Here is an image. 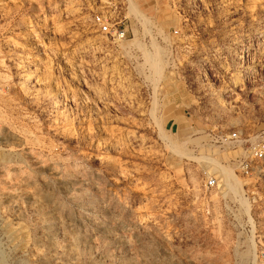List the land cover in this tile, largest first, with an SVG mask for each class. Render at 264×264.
Instances as JSON below:
<instances>
[{
	"label": "rangeland",
	"instance_id": "1",
	"mask_svg": "<svg viewBox=\"0 0 264 264\" xmlns=\"http://www.w3.org/2000/svg\"><path fill=\"white\" fill-rule=\"evenodd\" d=\"M129 1L0 0V264H264V0Z\"/></svg>",
	"mask_w": 264,
	"mask_h": 264
},
{
	"label": "built area",
	"instance_id": "2",
	"mask_svg": "<svg viewBox=\"0 0 264 264\" xmlns=\"http://www.w3.org/2000/svg\"><path fill=\"white\" fill-rule=\"evenodd\" d=\"M129 0H87V9L92 14L93 23L98 27L100 33L110 37L114 42L127 40L129 28L127 18L130 14ZM86 9V10H87ZM95 10H97L95 12ZM240 143L241 140L235 133L222 140V143ZM250 157L253 160L264 159V143L252 147ZM246 160L239 162L241 167H246ZM217 186L215 178L210 177L205 181V188L212 189Z\"/></svg>",
	"mask_w": 264,
	"mask_h": 264
},
{
	"label": "crops",
	"instance_id": "3",
	"mask_svg": "<svg viewBox=\"0 0 264 264\" xmlns=\"http://www.w3.org/2000/svg\"><path fill=\"white\" fill-rule=\"evenodd\" d=\"M172 112L175 113L176 118H183V114L186 113V106L182 104L175 105L172 109Z\"/></svg>",
	"mask_w": 264,
	"mask_h": 264
},
{
	"label": "bare ground",
	"instance_id": "4",
	"mask_svg": "<svg viewBox=\"0 0 264 264\" xmlns=\"http://www.w3.org/2000/svg\"><path fill=\"white\" fill-rule=\"evenodd\" d=\"M131 3H130V8H132L133 7V5H134V2H132V1H130ZM157 49V48H156ZM160 53V52H159ZM161 55V54H160ZM148 57H150V56H148ZM154 56H152V58H149V60H154V58H153ZM153 62V64H154V61H152ZM154 67H155V65H154ZM226 177V176H225Z\"/></svg>",
	"mask_w": 264,
	"mask_h": 264
}]
</instances>
